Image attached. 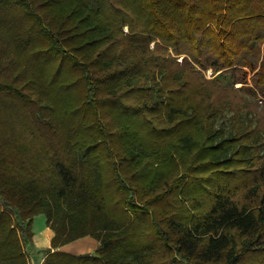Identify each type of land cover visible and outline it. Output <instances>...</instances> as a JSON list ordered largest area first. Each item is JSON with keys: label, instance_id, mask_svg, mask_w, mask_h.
Listing matches in <instances>:
<instances>
[{"label": "trees", "instance_id": "16d2710c", "mask_svg": "<svg viewBox=\"0 0 264 264\" xmlns=\"http://www.w3.org/2000/svg\"><path fill=\"white\" fill-rule=\"evenodd\" d=\"M39 214L44 264H264V0H0L1 263Z\"/></svg>", "mask_w": 264, "mask_h": 264}, {"label": "crops", "instance_id": "0c3cea01", "mask_svg": "<svg viewBox=\"0 0 264 264\" xmlns=\"http://www.w3.org/2000/svg\"><path fill=\"white\" fill-rule=\"evenodd\" d=\"M32 230L33 237L29 243V246L33 254L31 257H29L28 264H44L46 254L43 252V250L48 248L55 250V248L52 247V238L54 237L55 232L50 226L47 225V222H45V224L42 226L35 227V218L33 221ZM81 238L86 243L85 248H88L87 251H83L81 249L80 241H78L80 239L66 243L57 249L75 254H92L99 247V241L97 239H94L91 236H85Z\"/></svg>", "mask_w": 264, "mask_h": 264}, {"label": "rangeland", "instance_id": "374dc122", "mask_svg": "<svg viewBox=\"0 0 264 264\" xmlns=\"http://www.w3.org/2000/svg\"><path fill=\"white\" fill-rule=\"evenodd\" d=\"M207 77H209V78L213 77V75H211L210 70L207 71ZM241 85H242L241 83L236 84V86H241ZM233 115H234L233 112L228 107H226L223 111H221L219 113L218 118L216 120V127L218 129L223 130L226 133V135H229L233 132ZM45 222H46V216L44 214H39V215L35 216V227L42 226L45 224ZM87 236H91V235H87ZM91 237H93V236H91ZM93 238L97 239L96 237H93ZM78 239H80L78 241H80L81 249L83 251L84 250L87 251L88 248H85L86 243L84 242V240H82V238H78ZM97 240L99 241V245H100V243H101L100 240L99 239H97ZM93 241H95V240H93ZM23 243H24V249H25L28 257H31L33 253L31 251L29 244H26L24 241H23ZM0 264H3V263L0 262Z\"/></svg>", "mask_w": 264, "mask_h": 264}]
</instances>
